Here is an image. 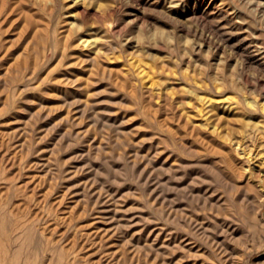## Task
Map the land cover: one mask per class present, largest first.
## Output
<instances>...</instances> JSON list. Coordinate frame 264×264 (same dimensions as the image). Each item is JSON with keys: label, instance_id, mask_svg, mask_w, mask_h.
<instances>
[{"label": "rangeland", "instance_id": "obj_1", "mask_svg": "<svg viewBox=\"0 0 264 264\" xmlns=\"http://www.w3.org/2000/svg\"><path fill=\"white\" fill-rule=\"evenodd\" d=\"M262 140L264 0H0V264H264Z\"/></svg>", "mask_w": 264, "mask_h": 264}, {"label": "bare ground", "instance_id": "obj_2", "mask_svg": "<svg viewBox=\"0 0 264 264\" xmlns=\"http://www.w3.org/2000/svg\"><path fill=\"white\" fill-rule=\"evenodd\" d=\"M85 41L88 42V40H85ZM25 64H26V63H25ZM25 64H24V66H25ZM35 66H36V65H35ZM35 66H34V67H35ZM26 67H27V65H26ZM30 68H31V67H30ZM35 69H36V68H35ZM22 70H23V68H22ZM25 70H27V69H25ZM28 70H29V69H28ZM36 70H37V69H36ZM33 73H34V72H33ZM33 73L31 72V74H33ZM23 76H24V75H23ZM29 76H30V75H29ZM15 81H16V79H15ZM262 141H264V140H262ZM252 149H253V147L250 148L249 154H253V153H254ZM258 152H259V151H258ZM256 154H257V153H256ZM256 154H255V155H256ZM253 156H254V155H253ZM17 226H18V225H17ZM17 226H16V227H17ZM19 227H20V228H24L25 226L22 227V226L19 225L18 228H19ZM18 228H17V229H18ZM20 228H19V229H20ZM19 229H18V232H19ZM26 230H27V229H26ZM24 231H25V228H24ZM19 234H20V233H19ZM22 234L24 235V237H26V232H25V234H24V233H22ZM22 234H21V235H22ZM21 235H19V236H21ZM23 235H22V236H23ZM19 236H18V237H19ZM22 236H21V237H22ZM18 237H17V238H18ZM21 237H20V240H18V242L16 241V244H17V243L20 244L19 242H21V239L23 238V237H22V238H21ZM32 237H33V236H32ZM17 238H16V240H17ZM27 238H28V239H27V240H24L23 244H25L26 242H28V241L30 240L31 235H30V238H29V236H28ZM23 239H24V238H23ZM23 239H22V240H23ZM25 239H26V238H25ZM32 239H33V238H32ZM31 241H32V240H31ZM1 242H2V241H0V243H1ZM9 242H10V241H9ZM2 244H4V243H2ZM2 244H1V246H2ZM1 246H0V248H1ZM23 246L25 247V245H23ZM23 246L20 245L19 248L17 247V248L20 249V250H18L17 248H14V249H16V250L19 251L18 253L20 254V256L24 253V252L22 251V250H23ZM2 247L4 248V245H3ZM21 247H22V250H21ZM10 248H11V247H10ZM1 249H2V248H1ZM4 249H5V248H4ZM5 250H6V249H5ZM3 252H4V251H3ZM10 252H11V251H10ZM16 252H17V251H16ZM20 252H21L22 254H21ZM12 253H13V252H12ZM14 253H15V252H14ZM14 253L12 254L13 256H14ZM2 254H3V253H2ZM10 254H11V253H10ZM15 255H16V254H15ZM0 256H2V255L0 254ZM4 256H5V255H4ZM16 256H17V255H16ZM9 257H11V255H10ZM11 258H12V257H11ZM11 258H10V259H11ZM14 258H15V257H14ZM1 259H2V258H0V261H2V262L4 263V260H1ZM6 259H7V258H6ZM6 259H5V260H6ZM10 259H9V260H10ZM12 259H13V258H12ZM17 259H19V258H17ZM16 262H17V261H16ZM19 262H20V259H19ZM15 264H16V263H15ZM18 264H19V263H18ZM27 264H28V263H27ZM38 264H39V262H38Z\"/></svg>", "mask_w": 264, "mask_h": 264}]
</instances>
